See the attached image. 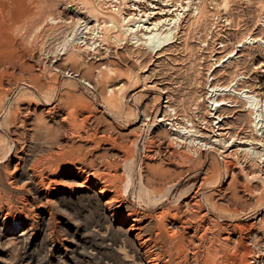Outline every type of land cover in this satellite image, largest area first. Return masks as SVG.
Returning a JSON list of instances; mask_svg holds the SVG:
<instances>
[{"label":"rangeland","instance_id":"rangeland-1","mask_svg":"<svg viewBox=\"0 0 264 264\" xmlns=\"http://www.w3.org/2000/svg\"><path fill=\"white\" fill-rule=\"evenodd\" d=\"M192 1L191 9L185 12L192 16L182 27L177 43L158 59L145 54L138 43L135 44V39L116 27H107L108 30L103 27L106 40L100 43L99 30L95 28L87 37L86 50H83L86 46L72 47L71 31L78 15L68 7V0H12L14 13L9 24L14 58L5 65L12 73L0 75L2 86H10V93L0 101L3 102L0 103V181L5 185V181L21 185L35 160L48 152L53 154V162L57 161H51V170L59 176L64 162L80 152L103 171H107L108 162L118 163V173L123 180L115 182L120 195L131 208L146 211L143 204L146 199L149 202L162 199L160 206L175 208L181 199L196 191L198 183L205 178L197 195L201 206L204 205L202 208L210 217L219 216V221L232 225L228 227L231 237L238 236L241 244L250 248L251 253L245 257L247 264L248 260L252 262L253 252L262 250L264 242V155H261L264 154V136L253 135L260 139V144L254 147L259 150L257 156L245 154L241 148L246 146L242 144H248L249 130L253 129L248 103L238 98L237 106H223L213 116L207 96L210 84L225 86L238 78L237 89L248 88L247 94L264 91V45L251 40L242 45L247 36L264 38V0H230L228 7L223 5L224 0ZM211 1L217 7L210 4ZM112 2L78 0L82 4L78 7L86 9L91 3L97 23L102 26L101 22L109 20L107 7ZM196 4L198 9L194 15ZM137 14L139 18L140 13ZM51 15L58 17L57 23L51 22ZM71 51L78 53L76 60L68 57ZM136 53L142 55V62L135 59ZM113 84L122 85V90L109 94ZM112 100L117 101V107ZM28 104H31L29 112ZM51 105L88 116L82 130L72 133L71 121L62 124L58 116L47 114L45 110ZM6 110L16 112L14 122H9ZM217 115H220L219 124L215 123L219 119ZM177 123L181 127L188 124L195 133H201L200 143L204 141L207 145L199 147L200 155L189 152L194 156L193 162L179 169V173L174 167L164 180L150 182L158 166L171 165L160 155H153L150 160L146 158L149 148L160 147V154L166 148L186 151L182 148L184 143L178 144L175 139ZM43 125L50 129L44 130L47 132L43 131L44 137H40L37 129ZM77 133L82 136L92 133L91 141L78 140ZM215 138L233 143L223 146L215 142ZM14 156L21 157L16 169L9 165L16 160ZM34 185L24 183L19 189L7 185L3 189L0 185L3 199L11 204L12 211L16 205L26 203L27 226L31 225L24 241L14 239L10 233L0 238V264H141L132 252L130 239L116 224L106 220L93 196L57 194L46 202L34 195ZM13 227L11 224L8 230Z\"/></svg>","mask_w":264,"mask_h":264},{"label":"bare ground","instance_id":"bare-ground-1","mask_svg":"<svg viewBox=\"0 0 264 264\" xmlns=\"http://www.w3.org/2000/svg\"><path fill=\"white\" fill-rule=\"evenodd\" d=\"M17 1L20 2V0H17ZM115 1H117V0H115ZM165 1H166L164 3L165 5L170 3L167 0H165ZM24 2H25V0H24ZM127 2H132V4L135 5V4L141 3L142 0H123V1H118L114 4L111 3V4H113L112 6H114L115 8L112 9V8H110V5H109V8L107 11L110 12V16H109V20L106 21V23L108 25H105L106 24L105 22H101V24H103V25L100 26V23L99 22L97 23V20L95 18V9H93V6L91 3H89L87 5V8L84 9L83 7H78V5H82V4L78 3V0L77 1L76 0H68V4H69L68 7H70L74 11V13H76V15H78L76 17L73 29L71 31L72 42H70V43H72V47H76L77 49H80V47L82 48V47L86 46L83 48V50L84 49L86 50L87 47H89V42L87 41L88 40L87 37L90 34V32H92L95 28L97 30H99L98 38H99V43H100V42H103V40H106V35L104 36V33H105L104 29L106 28V30H108L107 27H109V29L116 27V28H120L121 30H124L128 36H131L132 39H135V44L138 43L137 46L139 45L141 47L140 49L143 50L145 52V54L150 55L152 58H158L159 59L161 57V55L164 54V52L168 48H170L171 46H173L177 43V41L180 37V33L182 32V29H183L182 27H184V25L187 23V21L192 16V15L187 16L186 15L187 13H185L186 11L188 12V10L190 8L189 1H187L186 6H184L183 4L177 5V7H179L178 8L179 12L178 11L175 12L174 16H173V11L167 10V12H165V14H164L165 17L162 20L154 22V24L152 26L147 25L144 27V25L140 26L139 23L144 21V23L147 24V22H145V21L148 20V18L147 19H144V18L140 19V17L138 19L134 18L135 17L134 15H137V14H134V12L132 11V10H134V8H130L129 6H125ZM229 3H230V0H224L223 1V5H225L227 7L229 6ZM18 4L21 6L23 4V2L18 3ZM210 4L217 7V4L215 2L213 3L211 1ZM12 5H13L12 0L11 1L0 0V75L3 74L4 72H6L7 74L12 73L11 71L9 72V67L5 66L7 63H11L13 58H14L13 52H12L13 51V46H12L13 41H11V39H12L11 38V30H12L11 27L12 26L9 24V21L10 20L12 21V19H13L12 13H14L13 12L14 8L11 9ZM193 5H194V3H193ZM23 7H25V6L23 5L22 9H23ZM123 8H128V10H130L127 13H125L128 17L123 15V11H122ZM137 8H139V6H137ZM197 9H198V6L196 4L195 10L193 9L194 15L196 14ZM140 11H142V10H140ZM22 13H23V11H22ZM20 14H18V15H20ZM27 15H28V13H27ZM142 16L143 15H141V17ZM20 17L21 16H19V18ZM59 19H60V17H59ZM136 19H137V21H136ZM50 20L52 23H57L58 17H52V15H51ZM226 21H227V19H226ZM93 22H96V23L93 24ZM64 24H65V22H64ZM148 24L150 25V23H148ZM103 27H105V28L103 29ZM260 37L261 36H259L258 38H255V37L251 38V37L247 36V38L246 39L244 38L245 40L242 41V45L245 43H248V40H251L250 42H252V41L253 42H260L264 45V38H260ZM80 38H83V40L81 39L82 40L81 42H76L77 40L79 41ZM64 42H67V40ZM64 44H66V43H64ZM76 44H79L80 46H76ZM91 44H94V42H92ZM238 46L240 47L241 45L239 44ZM63 48H65V47H63ZM95 48H96V46L94 47V49ZM57 51H59V50H57ZM53 55L55 56V53ZM68 55H70V56H68L69 58L70 57L75 58L74 60H76V58L78 57V53L77 52L75 53L74 51H71ZM66 56H67V54H66ZM231 56H233V54L230 53L228 57L231 58ZM134 57L137 61L142 62L143 58H142L141 54L136 53L134 55ZM63 59H65V58H63ZM74 60L72 62H74ZM211 72H213V69ZM10 78H11V76H10ZM238 80H239V78H238ZM237 81L229 83L225 86L224 85L223 86H221V85L220 86H218V85L212 86L210 84L209 85L210 94L207 97H208V99H210V106L213 107V109H212L214 111L213 116H215L217 114L218 110H220L223 106H225V107L237 106L236 104H238L237 102H239L238 98H243L246 100V102L248 103V105H246V106H248V109L251 110L250 115L253 119V123H252L253 129L249 130L250 138L246 141V143H248V144H245V143L242 144L243 146H246V147L241 148V150L245 154L252 155V157L254 154V157H255L256 153H258L259 150L256 151L254 149V147L260 144V141H259L260 139L254 137L253 135H256L258 137L264 136V91H262V92L259 91L258 93H254V94H247V92H249L248 88L245 90H242L243 88L241 90L237 89V86H238ZM96 84H97V82H96ZM96 84H95V86H96ZM98 86H96V87H98ZM111 86L113 88H111L110 91H108V93L112 92V91L113 92L121 91L122 90L121 87H123L122 85L117 87L115 84H113ZM104 88H105V86L103 87V89ZM102 92H104V91H102ZM9 93H10V86L4 87L0 83V101L4 100V98ZM109 94H111V93H109ZM226 95H229V96H226ZM112 96H113V93H112L111 97ZM114 102L115 101H113V103ZM116 102H115L114 106H116L118 104V103L116 104ZM0 103H3V102H0ZM30 105L31 104H28V106H27L28 112L30 110ZM35 107H36V105L34 106V109H35ZM78 109L81 110L80 108H77V110ZM45 111L47 114L51 115L52 117H54V115L58 116V118H60V122L62 124H65V122L68 124L71 121L69 126L71 128L70 132H72V133L78 132L83 126L82 125L83 121L88 117V116L83 117L82 115L77 114V113L75 114L76 111L73 112V110H60L56 105H51V106L47 107ZM6 113L7 114L9 113V115L6 114L9 117V122H14L15 118H16V112H10L9 110H6ZM144 114H145V112H144ZM174 115H176V112L174 113ZM144 117H147V116L145 115ZM216 119H218V121L215 123L219 124L220 115H217ZM222 121H223V118L221 119V122ZM171 125H173V124L171 123ZM171 125H170V127H171ZM177 125L178 126L175 127V129H174V131L176 132V134H174L175 139H176V141H179L178 144L184 143V147L182 145L181 146L186 151H188V153L186 151H177L175 149L171 150L170 148H166V149H164L163 154H160V152H161L160 147L154 146L155 148L154 147H152L151 149L149 148V154H147L146 158H148L150 160V159L154 158L153 155H160V158L162 160L167 161L166 163L169 166L170 165L172 166V167L170 166L167 168H162V167L159 168V166H158V169L153 173L154 174L153 178L149 179L150 182H153L155 179L164 180L166 178L167 174L173 172L174 167H175L174 169L176 170V172L179 173L180 170L183 169V167L188 166L189 163L193 162L192 160H193L194 156L192 157L189 154V152H192V153L196 152L199 154V152H198V151H200L199 147L202 146L203 144L207 145V143L204 141H203V143H200L201 141H200L199 137L202 136V134L200 133L198 135V133H195L196 131L193 130L190 126H187L188 124L183 125L182 127L179 125V123H177ZM174 126H172V127H174ZM46 128L47 127L43 125V127H39L37 129V133L40 135V137H44L43 134L47 132V131L45 132L44 130L50 129L49 127H48L49 129H46ZM43 131H44V133H42ZM78 133H77L78 140H81L82 142L83 141H85V142L91 141L90 137H91L92 133L91 134L86 133L87 135H85V136L79 135ZM171 136H173V135H171ZM45 137H46V135H45ZM207 137H208V135H207ZM169 140L173 141L172 137L171 138L169 137ZM214 141L215 142L218 141L219 144L222 143L223 146L224 145L230 146L233 143L230 141L228 142L227 140H219L216 138L214 139ZM214 141H212V142H214ZM148 142H150V141H148ZM167 142H168V140H167ZM103 143H105V142H103ZM170 143H173V142H170ZM94 144H95V146L97 145L96 143H94ZM79 146H81V145H79ZM148 146H149V144H148ZM210 146H211V144H210ZM247 146H251V147H247ZM68 150H69V148H68ZM254 150L256 151L255 153L253 152ZM123 153H124V151H123ZM245 154H244V156H245ZM102 155H104V154H102ZM261 155H264V154H261ZM70 157L71 158H69V160L64 162V170L59 176L54 173L55 171L53 172L51 170V168L53 167V164H52L53 154L48 152L46 155L44 154L43 156H41L40 158L35 160L34 166L32 165L33 167L30 170L31 172L28 174V176L26 177V180L23 181L21 185L15 186L13 184L14 185L13 186L12 181H5V183L8 187L13 188V189L21 188V186L24 183L35 184L33 187L34 195L37 196L39 199H42L43 201H46V202L49 200L50 196H54L57 194L66 195V194L76 193V194H80L83 196H93L97 201L99 209L102 210L103 215L106 218V220L109 221L111 224H116V226H117L116 228L120 229L126 235V237L128 239H130V241L132 242V252L136 256H138V258L140 260L139 263H141V264H245V261H246L245 257L249 253H251L250 248L241 244V241H239V237L236 236L237 234L235 235L236 237H234V238L231 237V234L228 231L229 230L228 227L230 226V228H231L232 225L227 224L226 222H223V221H219L217 219V217H219V216H217L216 218L210 217L208 215V213L203 210L202 206L204 207V205L201 206L200 198L197 197V195L200 194V192H199L200 188H201L200 186L205 183V181H206L205 178H203L199 182L200 184L198 183L199 187L196 189V191H194L192 194L187 195L185 198L181 199L180 205L178 203V206H176L175 208L168 207L169 206L168 204H167L168 206H166V207L160 206L159 204L162 202V199L158 200L156 202L155 201L149 202V200L145 198L146 200L143 201V204H144V207L146 208L145 209L146 211H142V210H138L136 208H131V206H129L130 203H128L126 201V199H124L120 195L121 193H119V191H118L119 185L117 186L116 182H115L117 180H119V181L123 180L120 178V177H122L120 175V173H118V168H119L118 163H109L108 162L107 171L106 170L103 171V170H100L99 166H95L93 164L92 160H88V157L86 154H81L80 152H77L76 154H73ZM198 157L199 156L197 155V159H198ZM15 158H16V160H13L12 163L9 164L13 167V169H16L17 167H19V164H21V162H19L21 157L16 156ZM59 159H60V157H59ZM262 159H264V158L262 157ZM127 161H129V160H127ZM56 162H53V163H56ZM261 165H263V164H261ZM190 166H191V164H190ZM193 166L194 165H192V167ZM203 177H205V176H203ZM124 178H125V176H124ZM173 182H171V183H173ZM231 182L232 181H230V183ZM177 183H179V182H177ZM208 183L212 184V182H208ZM0 185L3 187V189L7 187L1 181H0ZM172 185L170 184L169 186H172ZM174 185H175V183H174ZM227 185H229V183ZM231 186H234V185L232 184ZM122 189H120V191ZM145 189H144V191H145ZM185 189L186 188H184L183 192H185ZM189 189L191 190L190 187L188 188V191H189ZM233 189H235V188H233ZM141 191H143V190H141ZM161 191H163V190H161ZM175 193H177V192H175ZM167 194H168V191H167ZM3 195H4V193L0 188V238L7 235V233H10L14 236L13 237L14 239L19 240V241H21V240L24 241L25 239H27L28 235L30 234V229H31V225L27 226V224H28L27 223V210H25L26 209V203L22 202L21 205H16L14 207V210L12 211L11 204L6 202L5 199H3ZM151 195H152V193H151ZM219 195H221V194L219 193ZM147 196H145V197H147ZM161 196H163V195H161ZM210 196H211V194H210ZM164 197H166V196H164ZM169 197H170V195H169ZM137 198H139V197H137ZM150 198H152V197H150ZM178 198H180V197H178ZM203 198H205V197H203ZM139 199H141V198H139ZM202 202H204V199ZM211 202H214V200H212ZM175 204H176V202H175ZM140 205H141V203H140ZM140 205H138L139 208H140ZM218 205H220V204H218ZM233 205H235V204H233ZM207 207H208V204H207ZM234 208H235V206H234ZM208 209H209V207H208ZM228 209H230V208H228ZM235 211H237V210H235ZM216 212H218V211H216ZM230 213L232 214L231 209H230ZM259 220H260V218H259ZM11 224H14V227L9 231L8 229L11 226ZM250 230H251V227H250ZM3 247H5V246H3ZM261 247H262V250H259L257 253L253 252L250 255V258H252V262H250V263L264 264V242L261 244ZM250 263L248 260L247 264H250Z\"/></svg>","mask_w":264,"mask_h":264},{"label":"built area","instance_id":"built-area-1","mask_svg":"<svg viewBox=\"0 0 264 264\" xmlns=\"http://www.w3.org/2000/svg\"><path fill=\"white\" fill-rule=\"evenodd\" d=\"M110 1H113L112 3L114 4L118 1H123V0H117V1L110 0ZM167 1L170 2L167 5L164 4L166 2L165 0H142L141 3L135 4V5H133L132 2H127L125 6H129L130 8H134V10H132L134 12V14L140 13L141 15H143L142 17L140 15V19H143V18L147 19L148 18V20L145 21V22H147V24H145L144 21L140 22L145 27L147 25L152 26L154 24V22L162 20L165 17L164 14H165V12H167V10L173 11V16H174L175 12H177V11L179 12V9H178L179 7H177L178 4H181V5L183 4L184 6H186L187 1H189V5H191L193 2L192 0H167ZM113 4H110L111 5L110 8H112V9L115 8L114 6H112ZM137 6H139V8H137ZM107 9H108V7H107ZM124 9L127 10V12L130 11V10H128V8H123L122 11ZM140 10H142V11H140ZM127 12H123V13L125 14ZM125 16H127V15L125 14ZM134 16H135L134 18H136V17H138V14L134 15ZM137 19H136V21H137ZM148 23H150V25Z\"/></svg>","mask_w":264,"mask_h":264}]
</instances>
